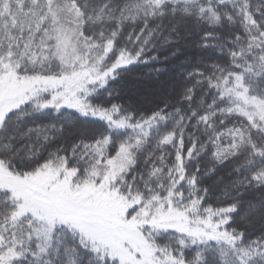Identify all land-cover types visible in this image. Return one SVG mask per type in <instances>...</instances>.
<instances>
[{"label":"snow or ice","instance_id":"snow-or-ice-1","mask_svg":"<svg viewBox=\"0 0 264 264\" xmlns=\"http://www.w3.org/2000/svg\"><path fill=\"white\" fill-rule=\"evenodd\" d=\"M0 264H264V0H0Z\"/></svg>","mask_w":264,"mask_h":264}]
</instances>
